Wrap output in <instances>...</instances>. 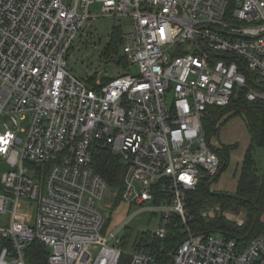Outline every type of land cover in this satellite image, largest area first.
Masks as SVG:
<instances>
[{
	"label": "built area",
	"instance_id": "obj_1",
	"mask_svg": "<svg viewBox=\"0 0 264 264\" xmlns=\"http://www.w3.org/2000/svg\"><path fill=\"white\" fill-rule=\"evenodd\" d=\"M100 16L130 22L117 62L125 71L109 78L89 68L82 78L67 56ZM242 94L264 100V0H0V166L10 165L0 212L11 213L0 264H30L35 241L47 264H120L124 254L159 264L166 246L155 240L172 224L187 237L167 253L171 264H264V232L242 246L190 226V192L221 169L203 121ZM97 145L125 165L128 220L148 212L163 221L130 250L119 236L129 221L105 230L111 215L97 205L109 187L94 168ZM23 200L37 204L34 223L20 218ZM217 212L244 223L220 206L207 215Z\"/></svg>",
	"mask_w": 264,
	"mask_h": 264
},
{
	"label": "trees",
	"instance_id": "obj_2",
	"mask_svg": "<svg viewBox=\"0 0 264 264\" xmlns=\"http://www.w3.org/2000/svg\"><path fill=\"white\" fill-rule=\"evenodd\" d=\"M123 29L113 32L107 52L113 53L118 51L121 45ZM122 61V57L120 58ZM107 80V79H105ZM240 105V111L236 115H243L252 134V140L259 147H264V100L250 102L242 94L239 98L233 100L228 106L214 107L209 115L204 119V130L208 141L217 134L219 129L220 117L218 112H226L233 110ZM225 122V121H224ZM209 134V135H208ZM94 156V168L103 176L108 185L122 199L124 190L125 165L121 157L113 152L110 148L97 145ZM216 152L221 158V169L214 177H204L200 180L198 187L190 192L188 207L192 220L190 222L193 233L219 231L226 237L236 239L242 246L253 238L264 232V172L259 175L257 172L256 161L254 157L255 148L253 143L248 148L242 162L241 174L235 193L224 191H215L212 184L219 178L223 170L226 169L230 158V146L225 145L221 148L215 147ZM220 206L222 211L229 210L240 213L245 212V220L243 224L236 221L228 220L223 213L217 214L211 219H207L202 215L203 210ZM241 209V210H240ZM128 228V227H127ZM170 233L162 241L155 240L156 243L163 242L166 246V252L159 264H171L168 252H173L177 245L186 237L184 229L180 225L172 224ZM240 232V233H239ZM131 233L127 229L124 237V246L128 247ZM150 237L149 233H143L140 240L147 241ZM48 250L44 244L39 241L33 242L26 251V258L30 264H47ZM131 256L124 254L120 264H130Z\"/></svg>",
	"mask_w": 264,
	"mask_h": 264
},
{
	"label": "rangeland",
	"instance_id": "obj_3",
	"mask_svg": "<svg viewBox=\"0 0 264 264\" xmlns=\"http://www.w3.org/2000/svg\"><path fill=\"white\" fill-rule=\"evenodd\" d=\"M90 11L92 13H102V4L100 2L91 3ZM129 23V20L126 18H114L111 16H100L92 20L90 25L86 28V35L78 36L74 47L69 51L67 56L68 70L74 75L82 78L87 77V69L89 68L94 72H100L101 76H108L109 78L123 73L125 68L122 67V63L121 65L117 64L123 56L122 46L119 44L118 51H114L113 53L107 52V47L109 46L113 32L118 29L127 30L130 26ZM131 70L132 73L138 72V69L134 66H132ZM235 107L237 108L224 113L218 112L217 115L220 117L219 124L221 125H219L217 134L211 139L212 144L217 148L224 147L225 145L230 146V158L227 167L212 184V189L215 191L236 192L241 174L242 162L252 143L256 149L254 157L257 172L259 175L264 172V147H259L257 143L252 140V134L244 116L236 115V113L240 111V105H236ZM0 129H2L1 124ZM9 169L10 165L5 161L2 162L0 166V176L2 172ZM97 205L111 215L107 220L105 230H111L128 222L129 214L135 209L134 207L131 208L128 203L123 201L118 196V191L113 190L110 186L105 191L103 199L97 202ZM19 211L20 218L24 217L23 219H26L30 223H34L37 216V204L33 201L23 200L20 203ZM208 211L209 208L203 210L202 215L207 219H211L212 217L207 215ZM243 211L244 210L240 213H236L225 210V212H231L235 216L242 217L244 215L245 220V212ZM10 218V212H0V227L8 225ZM227 219L235 222V220L231 218ZM162 222L160 215H152V213L148 212L140 213L128 222V228L119 231V236L124 238L127 229H129L131 236L127 248L130 250L143 233L156 231L159 226L162 225Z\"/></svg>",
	"mask_w": 264,
	"mask_h": 264
},
{
	"label": "crops",
	"instance_id": "obj_4",
	"mask_svg": "<svg viewBox=\"0 0 264 264\" xmlns=\"http://www.w3.org/2000/svg\"><path fill=\"white\" fill-rule=\"evenodd\" d=\"M262 219H264V217Z\"/></svg>",
	"mask_w": 264,
	"mask_h": 264
}]
</instances>
